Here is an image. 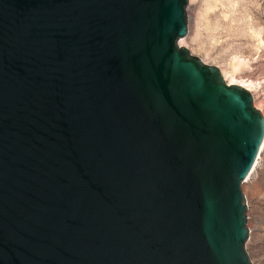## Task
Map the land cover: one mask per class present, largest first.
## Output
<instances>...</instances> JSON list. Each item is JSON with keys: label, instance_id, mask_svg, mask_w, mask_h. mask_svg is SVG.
I'll return each instance as SVG.
<instances>
[{"label": "water", "instance_id": "1", "mask_svg": "<svg viewBox=\"0 0 264 264\" xmlns=\"http://www.w3.org/2000/svg\"><path fill=\"white\" fill-rule=\"evenodd\" d=\"M187 2L0 0V264H252L264 116Z\"/></svg>", "mask_w": 264, "mask_h": 264}, {"label": "rangeland", "instance_id": "2", "mask_svg": "<svg viewBox=\"0 0 264 264\" xmlns=\"http://www.w3.org/2000/svg\"><path fill=\"white\" fill-rule=\"evenodd\" d=\"M185 10L188 34L178 42L183 39L181 45L192 55L228 73V81L232 74L251 80L254 105L264 116V0H188ZM242 191L246 251L252 264H264V146Z\"/></svg>", "mask_w": 264, "mask_h": 264}, {"label": "bare ground", "instance_id": "3", "mask_svg": "<svg viewBox=\"0 0 264 264\" xmlns=\"http://www.w3.org/2000/svg\"><path fill=\"white\" fill-rule=\"evenodd\" d=\"M188 34V33H187ZM182 40L183 39H181L179 42H178V44L179 45H181L182 44ZM222 72V76H223V78H224V80L228 83V84H238V85H241L242 87H244V88H246L248 91H250L251 93H252V91H253V89H252V86L254 85V83L251 81V80H249V81H247V80H237L234 76H233V74L232 75H230L229 76V81L226 79V75L228 74H224V72L223 71H221ZM256 84V83H255ZM260 108V107H259ZM263 146H264V140H263V142H262V145H261V148H260V152H259V154H258V158H259V156H260V153H261V150H262V148H263ZM258 158L256 159V162H255V164H254V167H253V169H252V171L254 170V168H255V166H256V164H257V162H258ZM252 174V172L247 176V178H246V180H248V178L250 177V175ZM245 180V181H246Z\"/></svg>", "mask_w": 264, "mask_h": 264}]
</instances>
